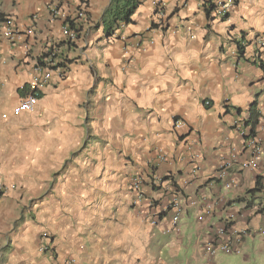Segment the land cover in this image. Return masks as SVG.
<instances>
[{
    "label": "crops",
    "instance_id": "crops-1",
    "mask_svg": "<svg viewBox=\"0 0 264 264\" xmlns=\"http://www.w3.org/2000/svg\"><path fill=\"white\" fill-rule=\"evenodd\" d=\"M56 1L0 0V264H210L201 241L227 218L249 229L233 255L264 251V192L249 193L264 185V0H236L223 20L198 0H143L110 37L111 0H87L71 42L50 18ZM47 50L64 78L55 72L35 111L15 116ZM235 116L263 142L252 169H241ZM230 157L236 186L225 189L214 177ZM152 175H171L182 193L168 233V214L149 223V202L167 203ZM132 176L143 178L136 205Z\"/></svg>",
    "mask_w": 264,
    "mask_h": 264
},
{
    "label": "built area",
    "instance_id": "built-area-1",
    "mask_svg": "<svg viewBox=\"0 0 264 264\" xmlns=\"http://www.w3.org/2000/svg\"><path fill=\"white\" fill-rule=\"evenodd\" d=\"M60 0L50 6V18L52 20H62L63 27L62 33L69 42L74 41L77 38L75 31L69 28V23L78 25V22L86 18L87 0H63L60 5ZM76 2L74 9H69L68 4ZM198 2L209 10L216 19H226L230 9L235 4L236 0H198ZM62 6L67 7L66 10ZM157 15L161 20L163 19V11L157 7ZM6 31L5 35L8 40L12 41L18 33L15 28H12L11 21L5 20ZM256 43L263 48L264 41L258 39ZM244 46V41L237 40V48ZM56 72V78L61 80L64 78V69L58 67L54 62V54L52 51L47 50L45 54L35 65L34 76H32L28 85L27 93L21 97L13 111L15 116L23 114H32L37 106L38 101L41 98L43 88L49 83L53 74ZM205 106H209V102L204 103ZM231 129L235 135L240 137L243 141L244 149L247 153V160L241 164V169H252L255 167L256 162L263 154V142L253 133L246 117L235 116L231 121ZM174 129H182L183 123L175 120L173 122ZM196 157H192L195 163ZM162 160L163 157H160ZM234 157L224 160L220 165L214 177L215 180L223 182L225 189H231L236 186V181L230 176L231 164ZM192 173H196L199 170L197 164H194ZM149 178L148 176L146 179ZM148 182L152 187H156L167 197V203L163 207H159L156 202L150 201L148 207L149 223L153 226H157L162 221V217L167 216L168 220L167 228L164 233H168L173 229H176L180 223L183 213V197L179 187L173 182L171 175L165 177L153 176L148 179ZM143 178L141 176H132L128 180V187L132 194H134L133 204L141 202L143 198L142 193ZM260 189L264 192V185L260 186ZM6 194V190L3 184L0 183V202ZM189 206H193L194 202L186 203ZM204 214H211V205H206L203 211ZM248 227H238L234 221L227 218L221 225L216 227L214 231L210 232L201 241L202 249L210 264H216L218 254L230 255L238 254V245L240 242L248 236ZM261 236L264 238V229L261 231ZM43 242L39 247L40 253L46 254L50 252L49 240L51 237L47 234L42 236ZM73 260H67L64 264H73Z\"/></svg>",
    "mask_w": 264,
    "mask_h": 264
},
{
    "label": "trees",
    "instance_id": "trees-1",
    "mask_svg": "<svg viewBox=\"0 0 264 264\" xmlns=\"http://www.w3.org/2000/svg\"><path fill=\"white\" fill-rule=\"evenodd\" d=\"M142 1L143 0H111L109 8L105 11V19L103 20V24L106 26L107 37L112 36L114 32L118 30L120 24H129L131 22V16L141 5ZM77 27L78 25H73L72 22L69 23V28L76 33ZM253 106L254 104L252 107ZM254 116L257 117L254 113L250 114L251 120ZM260 190V184L257 182L255 189L249 191V193L259 192Z\"/></svg>",
    "mask_w": 264,
    "mask_h": 264
},
{
    "label": "rangeland",
    "instance_id": "rangeland-1",
    "mask_svg": "<svg viewBox=\"0 0 264 264\" xmlns=\"http://www.w3.org/2000/svg\"><path fill=\"white\" fill-rule=\"evenodd\" d=\"M165 259L168 260L167 258ZM166 262L168 263V261ZM216 263L217 264H264V251L252 252L246 258L243 256V254L241 255L231 254L225 256L224 254H218Z\"/></svg>",
    "mask_w": 264,
    "mask_h": 264
}]
</instances>
